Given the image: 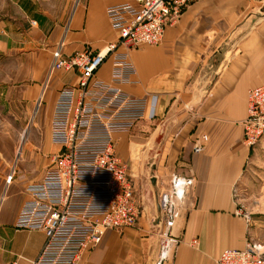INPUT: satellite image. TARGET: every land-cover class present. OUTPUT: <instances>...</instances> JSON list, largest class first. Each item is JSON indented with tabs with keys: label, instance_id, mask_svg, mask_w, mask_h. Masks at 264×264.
Masks as SVG:
<instances>
[{
	"label": "crops",
	"instance_id": "0c3cea01",
	"mask_svg": "<svg viewBox=\"0 0 264 264\" xmlns=\"http://www.w3.org/2000/svg\"><path fill=\"white\" fill-rule=\"evenodd\" d=\"M123 1L0 0V264H32L44 240L42 230L14 225L26 185L47 162L46 151L37 156L23 149L37 175L25 179L18 173L8 181L11 163L19 159L17 115L29 114V130L34 123L44 131L45 149L57 146L49 138L53 103L61 86L76 81V72L58 69L48 76L54 53L96 50L115 39L105 8ZM129 53L140 81L123 90L157 97L156 116L141 123L149 131L145 141L128 139L126 132L115 137L144 211L132 226L106 229L98 244L84 250L80 264H156L162 250L159 264H217L224 248L253 244L264 250L263 198L240 213L235 195L252 171L264 175L257 157L264 141L245 145L242 125L249 88L264 84V0H195L165 26L159 43ZM109 72L107 59L96 75L107 79ZM135 155L144 158L147 170H140ZM174 178L191 179L180 185L181 198ZM161 191L175 204L168 228ZM164 230L169 233L163 242Z\"/></svg>",
	"mask_w": 264,
	"mask_h": 264
},
{
	"label": "built area",
	"instance_id": "2783aa9c",
	"mask_svg": "<svg viewBox=\"0 0 264 264\" xmlns=\"http://www.w3.org/2000/svg\"><path fill=\"white\" fill-rule=\"evenodd\" d=\"M195 0H127L105 8L117 37L96 50L84 48L62 55L56 50L48 76L73 70L76 81L61 86L49 120V138L59 149L36 180L25 187L14 220L17 228L40 229L44 240L32 264H80L84 250L98 244L106 229L136 223L140 206L131 165L116 151V134L130 132L137 121L156 116V94L131 95L122 86L138 83L130 49L157 44L165 26ZM109 59L107 79L96 75ZM243 143L253 147L264 135V84L249 88L247 114L242 120ZM14 170V168L12 169ZM10 172L8 181L12 178ZM191 179H172L177 187ZM181 183V184H179ZM162 208L172 212L170 195L160 194ZM238 212L242 213L241 210ZM264 250L253 244L224 248L217 264H264ZM165 256L164 250L160 258ZM157 260L156 264H159Z\"/></svg>",
	"mask_w": 264,
	"mask_h": 264
},
{
	"label": "rangeland",
	"instance_id": "374dc122",
	"mask_svg": "<svg viewBox=\"0 0 264 264\" xmlns=\"http://www.w3.org/2000/svg\"><path fill=\"white\" fill-rule=\"evenodd\" d=\"M2 1L3 0H1V3H2ZM38 103H39V100H38ZM17 117L19 119V123L17 124V128L19 127V129H17L15 131L16 136L14 138V141H15L14 149L17 151L16 154H17V158L19 157V159H18V161L16 159L13 163H11L12 168H11L10 172L13 173L14 177L18 173H21L25 179H29V178L35 177L37 175L36 174L37 170H35L36 167H34V165H32V160L28 164L30 159L26 158V155L24 156L23 154H20L21 151L23 149H29V151H31V150L33 151L34 155L36 153L37 156H39V155L44 156L42 153H43V151H46L47 152V155H46L47 162H46L44 169H43V170H45L47 168V166L50 164L51 154L53 152H57L59 147L54 145V147L51 146L49 148V150L44 148L45 143H46L44 141V136H43L44 131L40 127H38L37 124L33 123V125H30V130L28 129L27 134L23 135L24 129L27 126H29V123L31 122V120H30L31 118H30L29 114L17 115ZM7 121H10V115L7 116ZM144 122H147L146 118L140 119L139 121L136 122L137 125L135 124L136 126L134 128H132V130H130V132H127V133H129L128 139L138 138L137 140L140 142L141 141L143 142L146 140V137L149 134V131H148V128L144 127L145 125L144 126L141 125V123H144ZM9 134H10V131H8V137H9ZM34 134H35V136H34ZM22 135H23V138H25L23 141H22ZM36 138H38L39 142H38V144H35L32 146V144L29 141H31L32 139H36ZM261 139H263V141H264V135L259 139V141L257 143H259ZM21 141H22V143H21ZM255 145H257V144H255ZM142 147L143 146L141 144H138V147H136V149H135L136 155H140L139 151H141ZM263 148L264 147H262V149ZM8 149H12V148L8 147ZM136 155H135V157H138ZM257 157H259V159L264 161V152L261 150V152L259 153V155ZM138 158L141 161L140 162L141 166L139 167L140 170H147L148 164L146 165L144 158L142 156H139ZM15 166H16V168H15ZM23 166H26V167L23 168V170H21V168ZM255 166L257 167V165H255ZM13 168L15 170H12ZM263 169H264V167H263ZM259 171L260 170H257L255 172L252 171L251 177L249 179H247L246 182L242 183L240 185L239 189L235 191L236 198L238 199L237 202L240 203L239 210L242 209L243 210V211L241 210L242 213L248 212L247 210L255 209V207H254L255 204L256 203L259 204L261 198H263V200H264V196L262 194H259L262 191L261 188L264 187V175ZM132 179L135 182L134 177ZM134 186H135V190H136V183H134ZM163 192L164 191H161V193H163ZM138 193L137 192L135 193V196H136L138 203H139V206H140V213H139L137 220L140 219V216L144 211V204L142 201V197H140ZM159 199H160V193H159ZM171 214H172V212H169V210L164 211V209H163V218H164V223H165L166 228L171 226L170 224H168L169 215H171ZM168 233H169V231H165V230L163 231L164 235L162 234V236H161V239L163 242H164L165 237Z\"/></svg>",
	"mask_w": 264,
	"mask_h": 264
},
{
	"label": "water",
	"instance_id": "95a60500",
	"mask_svg": "<svg viewBox=\"0 0 264 264\" xmlns=\"http://www.w3.org/2000/svg\"><path fill=\"white\" fill-rule=\"evenodd\" d=\"M28 129H29V126H27V127L24 129L23 135H26V134H27ZM23 135H22V141L25 139V138H23ZM22 141H21V143H22ZM263 255H264V252H263Z\"/></svg>",
	"mask_w": 264,
	"mask_h": 264
},
{
	"label": "bare ground",
	"instance_id": "6f19581e",
	"mask_svg": "<svg viewBox=\"0 0 264 264\" xmlns=\"http://www.w3.org/2000/svg\"><path fill=\"white\" fill-rule=\"evenodd\" d=\"M179 188H180V186L177 187V189H179ZM159 201H160V199H159ZM160 205H161V208H162V203H161V201H160Z\"/></svg>",
	"mask_w": 264,
	"mask_h": 264
}]
</instances>
